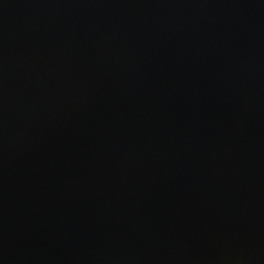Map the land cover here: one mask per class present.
Wrapping results in <instances>:
<instances>
[{"label": "water", "instance_id": "95a60500", "mask_svg": "<svg viewBox=\"0 0 264 264\" xmlns=\"http://www.w3.org/2000/svg\"><path fill=\"white\" fill-rule=\"evenodd\" d=\"M0 264H264V0H0Z\"/></svg>", "mask_w": 264, "mask_h": 264}]
</instances>
